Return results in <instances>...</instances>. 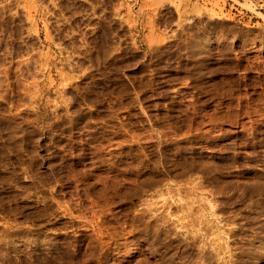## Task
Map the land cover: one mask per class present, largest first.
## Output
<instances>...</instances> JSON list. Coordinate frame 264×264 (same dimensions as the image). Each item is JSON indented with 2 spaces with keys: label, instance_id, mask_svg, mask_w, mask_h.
Segmentation results:
<instances>
[{
  "label": "rangeland",
  "instance_id": "374dc122",
  "mask_svg": "<svg viewBox=\"0 0 264 264\" xmlns=\"http://www.w3.org/2000/svg\"><path fill=\"white\" fill-rule=\"evenodd\" d=\"M264 0H0V264H264Z\"/></svg>",
  "mask_w": 264,
  "mask_h": 264
},
{
  "label": "crops",
  "instance_id": "0c3cea01",
  "mask_svg": "<svg viewBox=\"0 0 264 264\" xmlns=\"http://www.w3.org/2000/svg\"><path fill=\"white\" fill-rule=\"evenodd\" d=\"M263 13V12H262ZM264 14V13H263Z\"/></svg>",
  "mask_w": 264,
  "mask_h": 264
}]
</instances>
